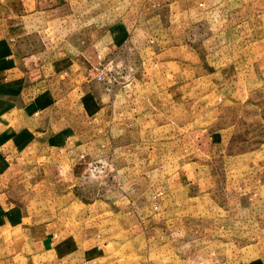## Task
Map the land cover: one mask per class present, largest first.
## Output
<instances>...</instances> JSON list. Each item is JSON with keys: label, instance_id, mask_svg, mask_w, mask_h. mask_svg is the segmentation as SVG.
<instances>
[{"label": "rangeland", "instance_id": "374dc122", "mask_svg": "<svg viewBox=\"0 0 264 264\" xmlns=\"http://www.w3.org/2000/svg\"><path fill=\"white\" fill-rule=\"evenodd\" d=\"M234 5L43 4L45 29L59 38L86 24L117 31L119 58L98 67L113 78L109 85L129 83L130 113L142 119L131 130L121 124L114 130V145L126 150L91 160L81 172L73 187L81 201L61 203L65 189L57 188L51 208L73 217L74 242L83 250L70 264H232L242 245L258 243L254 198L264 189V90L256 64L264 30H257L255 5ZM194 178L202 189L189 186ZM246 196L254 197L245 203L253 218L245 219L253 227L248 234L239 231L240 218L229 220Z\"/></svg>", "mask_w": 264, "mask_h": 264}, {"label": "crops", "instance_id": "0c3cea01", "mask_svg": "<svg viewBox=\"0 0 264 264\" xmlns=\"http://www.w3.org/2000/svg\"><path fill=\"white\" fill-rule=\"evenodd\" d=\"M48 1L0 0V264H70L82 254L70 226L73 217L51 208L57 188L65 189L61 203L81 201L73 195L81 172L91 160L126 150L127 145H114V130L120 124L131 130L142 121L130 113L129 83L109 85L97 78L104 59L120 56L117 31L86 24L59 38L45 29L50 22H42ZM225 3L231 10L234 4L242 10L255 5L257 30H264V0ZM256 65L264 90V53ZM196 136L203 146V136ZM188 184L202 189L197 178ZM261 191L257 199L243 197L239 212L227 213L231 223L240 218L239 231L248 234L253 227L245 220L250 218L245 203L254 198L259 204L260 242L246 243L248 255L242 245L240 259L232 264H264Z\"/></svg>", "mask_w": 264, "mask_h": 264}, {"label": "built area", "instance_id": "2783aa9c", "mask_svg": "<svg viewBox=\"0 0 264 264\" xmlns=\"http://www.w3.org/2000/svg\"><path fill=\"white\" fill-rule=\"evenodd\" d=\"M97 78L99 80H104L105 82H110L112 81V77L108 76V74L105 72L103 68L100 69V71L97 74Z\"/></svg>", "mask_w": 264, "mask_h": 264}]
</instances>
